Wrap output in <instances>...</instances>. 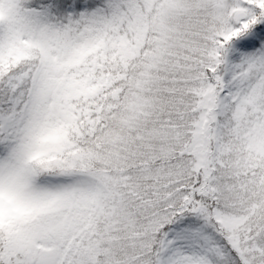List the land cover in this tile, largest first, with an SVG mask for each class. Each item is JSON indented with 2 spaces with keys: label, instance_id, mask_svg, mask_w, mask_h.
Returning <instances> with one entry per match:
<instances>
[{
  "label": "snow or ice",
  "instance_id": "obj_1",
  "mask_svg": "<svg viewBox=\"0 0 264 264\" xmlns=\"http://www.w3.org/2000/svg\"><path fill=\"white\" fill-rule=\"evenodd\" d=\"M0 264H264V0H0Z\"/></svg>",
  "mask_w": 264,
  "mask_h": 264
}]
</instances>
